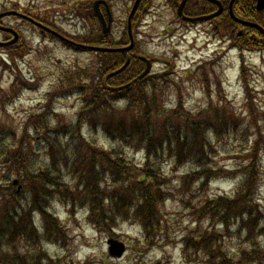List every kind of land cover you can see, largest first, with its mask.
Returning <instances> with one entry per match:
<instances>
[{
  "label": "rangeland",
  "instance_id": "374dc122",
  "mask_svg": "<svg viewBox=\"0 0 264 264\" xmlns=\"http://www.w3.org/2000/svg\"><path fill=\"white\" fill-rule=\"evenodd\" d=\"M85 1L0 0V13L10 10L23 13L28 10L31 13L36 12L37 18L43 19L50 26L53 25L51 27L73 40L74 35L81 37L96 34L97 27L100 28L97 18H82L83 11L78 8L85 5ZM94 1L90 0L92 5ZM151 1L153 10L143 17L138 29L142 50L149 59L155 58L156 64L153 69L155 72L168 67L169 75L172 72L170 70L172 66L166 62L169 59L176 60L177 72L175 76H168V80L173 79L177 86L167 87L166 94L160 97L158 108L161 114L155 117L153 126H157L160 120L163 121L174 114L172 109L175 106H183L180 110L184 116L187 113L191 116H203V114L208 115L206 111L213 105L215 109L210 112L209 119L213 120L223 113L225 107L227 112L236 109L240 120L234 121L250 127L248 132L250 135L245 139L243 135L229 134L220 139L212 129L213 131L209 130L207 133L211 149L206 148L204 156L203 152L196 150L195 154L200 157L191 158L190 162L183 166L176 164L174 160L162 161V171L168 181L165 187L171 196L161 207L162 227L155 238L146 239L134 215L130 220L125 219V211L121 207L116 212L121 216L116 225L108 226L106 231H100L88 221L85 209L72 213L68 205L61 202L62 200L51 198L49 211L64 227L66 237L59 242H44L43 249L62 264H82V262L85 264H153L158 260H161L162 264H210L206 262L203 252H199L196 245V247L192 245L189 251H184L183 248L184 237L191 232L198 235L199 226L203 225L199 215L200 203L207 198H214L225 193L231 194L234 189H237V177L234 173L248 179L252 178L253 170L246 168L249 166V159L253 155L252 149L256 142L259 143L258 155L262 157L264 164V147L259 140L261 133L264 135V124L261 122L257 126L250 117L245 83L240 78L242 59H245L248 79L257 93L253 96L256 97L254 105L256 109L258 107L259 115L257 111L254 115L259 118L264 113V52L246 53L242 58L236 49L222 54L220 47L218 46L217 49L213 45H210L207 50L199 51V47L202 48L203 43L210 39L208 37L210 35L205 30L209 26L200 25L188 30L183 29L176 20L175 9H172L170 5L166 6L164 0ZM62 2L71 4L69 6L73 10L63 7ZM75 2H77L75 7L78 11H75L72 5ZM133 2L134 0L108 1L114 17L111 34L115 37L126 30L127 18ZM0 25L15 28L21 34L22 41L21 45L18 42L11 46L13 49L0 47V148L12 144V139L17 138V149L31 155V159L27 161L31 169L36 171L45 165L60 169L59 173L53 174L59 176L62 182L69 183L72 186L71 189L75 191L83 178L84 169H81V165L88 158V149L83 144L79 145L77 140L73 141L76 136L71 123L76 120V115L83 106V100L86 98L85 86L93 84L92 77L98 72L101 57L95 51L80 48L78 44L66 43L53 38L47 32L42 33L38 27L16 16L3 18ZM5 40L4 34L0 31V43ZM75 42L83 44L76 40ZM219 54L224 57L221 58ZM204 59L215 60V63H208L199 69L203 63H206ZM96 83L97 80H95ZM177 87H180L181 92ZM207 87H210V94L207 93ZM115 106L118 109L124 108L125 102L119 101ZM95 115V123L100 128L104 119L101 114ZM117 116L122 118L120 114ZM260 118L262 119L261 116ZM182 119L184 118H180ZM45 123L46 128H44ZM63 123L68 124L70 128L66 129L65 125H61ZM212 124L217 129L221 122L215 120ZM56 125H61L60 137L57 140L52 139L56 153L51 158L48 141L43 139V136ZM83 133L87 138L94 140L99 149H104L110 154H122L137 164L140 169H130V172L125 174V176L130 175L131 181L136 185L135 180L146 170L144 155L137 149V142L141 138L135 139L133 135L132 138L128 137L126 141L121 142L120 135L117 134L115 137L114 134L108 138L101 129L88 131L84 128ZM21 140L22 143H20ZM28 141L30 146L34 147L32 152L28 151ZM21 144L24 148L19 147ZM16 155L20 156L18 151ZM76 158L80 164L72 161ZM194 163L202 167H213V179L217 180L212 181L208 187L189 182L193 181L189 177L184 180L194 167ZM22 168L20 165L19 169ZM8 172L14 173V168L11 166L7 168L5 164H0L2 194L6 193V187L13 180H17L19 182L15 188L23 189L20 193L21 198L30 199V195L25 192L28 189V183L24 184L16 174H8ZM94 179L91 177V180ZM150 184L153 186L155 181ZM191 187L192 189L188 190ZM259 188L257 200L264 215V180L261 186L259 184ZM64 195H66L65 192ZM78 197L87 201L88 191L82 196L79 194ZM257 216V214L253 217L249 216L247 222L250 225L255 224ZM31 222L34 227L36 226V230L44 225L41 217L36 214L35 217L32 216ZM224 233L225 252L231 258H238L237 254L240 250L250 248V243L245 241L244 236L240 238L237 236L239 233L236 236L232 230ZM37 234L40 235V233ZM110 238L123 241L127 245L126 252L120 260L112 258L108 252L107 241ZM252 240L253 238L250 242ZM38 242L39 239L36 237V244ZM254 243L264 246V236L258 237ZM40 244L42 245V242ZM24 248L25 244L20 242L19 249L27 252Z\"/></svg>",
  "mask_w": 264,
  "mask_h": 264
},
{
  "label": "trees",
  "instance_id": "16d2710c",
  "mask_svg": "<svg viewBox=\"0 0 264 264\" xmlns=\"http://www.w3.org/2000/svg\"><path fill=\"white\" fill-rule=\"evenodd\" d=\"M85 2L82 7H77L83 11L82 18H97L92 8V2L90 0ZM76 4L77 2L72 5L75 7ZM69 5L71 4L62 2L63 7L73 10ZM74 9L78 11L76 7ZM24 14L45 23L43 19L40 20L36 17V12L31 13L28 10ZM141 19L142 14L137 13V18L134 20ZM97 28L96 34L81 37L74 35L72 39L88 45L109 47H118L121 40L129 39L127 31L115 37L113 34L104 35L101 26ZM232 37L235 39L234 35ZM21 42L19 41L20 45ZM7 49H13V47H7ZM237 49L242 58L246 53L264 52L263 46L256 42L239 44ZM96 54L101 57L98 72L92 77L93 84L85 86L84 90L86 91H83L86 98L83 100V106L77 113L76 120L71 123V128L76 136L73 141L77 140L79 145L83 144L89 151V153L87 151V160L81 165V169H84L83 178L79 181L75 191L71 189L72 186L69 183L62 182L59 176L53 174L59 173L60 169H53L46 165L36 171L31 169L27 163L28 159H31V155H27L24 150L21 152L17 149V138L12 139V144L0 148V164H5L7 168L10 166L14 168L15 172H8V174H16L24 184L28 183V189L25 192L30 195V199L21 198L22 194L20 193L23 189L15 188L17 183H14V180L6 187V193L2 194L0 191V264H62L52 255L49 256L48 252L43 249L44 242H59L66 237L64 227L49 211L51 198L62 200L61 202L68 205L72 213L79 209H85L88 221L100 231H106L108 226L116 225L121 217L116 212L121 207L125 211V219L130 220L134 215L135 220L140 223L143 236L146 239L155 238L162 227L161 207L171 196L165 187L168 181L162 171V161L174 160L176 164L183 166L190 162L191 158L200 157L195 154L196 150H199L200 153L203 152L204 156L205 149H211L207 133L209 130L213 131L212 129L220 139L229 134L243 135L245 139L250 135L248 133L250 127L234 121L239 119L236 109L227 112L225 107L223 113L213 120L209 119L210 112L215 109L213 105L207 109L208 115L202 113L203 116L192 115L193 117L190 113L185 116L182 114L180 110L183 108L182 105L175 106L172 109L174 114L163 121L158 118L161 122L154 127L153 120L155 122V117L161 114L158 108L160 97L166 94L167 87L177 86L174 80L169 81L168 77L163 74L151 80L150 78L141 80L138 77L139 62L134 60L124 71L110 76L112 72L124 65L125 56L120 53L96 52ZM245 63V59H242L240 78L246 86L244 88L248 96L246 100H249V115L254 124L259 126L261 122L264 124V113L260 115L262 119L260 116L258 118L257 115H254L255 111L259 115L258 107L256 109L254 105L256 97L253 96L257 93L248 79ZM95 80H97L96 84ZM122 86L124 88L121 90L116 89V87ZM177 89L181 92L180 87ZM207 93H211L210 87H207ZM122 100L125 102V106L118 109L115 104ZM95 114H101L104 119L100 128L95 123ZM119 114L122 118L117 116ZM180 118L184 119L180 120ZM215 120L221 122L217 129L212 124ZM61 125H65L66 129L70 128L66 123ZM61 125H56L53 129L50 128L43 136V139L48 141L51 158L56 153L52 139L57 140L60 137L59 128ZM46 126L45 123L44 128ZM84 128L88 131L101 129L108 138L114 134L116 137L118 134L121 142L126 141L128 137L132 138L133 135L135 139L136 137L141 138L137 142V149L144 155L146 164L144 169L146 170L135 180L136 185L131 181V176H125V174L129 173L130 169H140L137 164L122 154H110L104 149H99L94 140L84 135ZM259 140L264 147L262 133ZM19 147L24 148L22 144ZM258 147L259 143L256 142L252 149L253 155L249 159V166L246 168L253 170L251 179L234 173L237 177V189H234L231 194L225 193L214 198H207L200 203L199 215L203 225L199 226L198 235L191 232L184 237L182 240L184 251H189L192 245H196L199 248L198 251L203 252L206 262L210 264H264V246L254 243L258 237L264 236V215L257 200L261 188H259V184L261 186L264 180V164L262 157L258 155ZM17 151L20 156L16 155ZM28 151H34V147L30 146V141H28ZM72 161L79 163L77 158ZM20 165L23 167L22 169H19ZM193 165L194 167L188 173L190 175L187 174L184 180L189 177L193 179L189 182L207 187L212 181L217 180L213 179V167H202L196 163ZM91 177L95 179L91 180ZM152 181H155L153 186L150 184ZM190 189L192 187L188 190ZM86 191H88L89 197L87 201L78 197L79 194L84 195ZM35 214L41 217L44 224L38 230L31 222L32 216L35 217ZM254 214L258 215L255 219L256 222L250 225L247 218L253 217ZM229 230H232L235 236L239 233L237 234L239 238L244 236L245 241L250 243L249 249L240 250L237 254L238 258H231L225 252L223 237H225L224 232ZM36 233H40V235H36ZM36 237L39 239L37 244ZM251 238L253 240L250 242ZM20 242L25 244L24 249L27 252L19 249ZM153 264H162V262L158 260Z\"/></svg>",
  "mask_w": 264,
  "mask_h": 264
},
{
  "label": "flooded vegetation",
  "instance_id": "af4514ba",
  "mask_svg": "<svg viewBox=\"0 0 264 264\" xmlns=\"http://www.w3.org/2000/svg\"><path fill=\"white\" fill-rule=\"evenodd\" d=\"M164 1L166 2V6L170 5L172 9H175L174 13L176 15V20L183 29L185 28L188 30L191 27H198L200 25L209 26V28L207 27L205 30H207V33L210 35L208 36L210 39L204 42L206 44L202 48L199 47V51L209 49L208 42L215 39H219L221 42H224L225 45L227 42H230L228 46L222 48V54L228 53L232 47L238 48L239 44H250V42L259 43L264 48V6L259 9L258 0H186L182 7L181 14L179 13V10L184 0ZM152 8L153 2L151 0H141L138 3L136 10L131 17L130 23L132 31L134 27L133 35L131 36L129 33V39L121 40L118 45V47H128L130 44H133V47L130 50L123 51L120 54L125 56V62L129 61V66L133 60L139 62L140 70L138 72V77L141 80H147L148 78L151 80L160 74H163L166 77L175 76V73H177L175 70L176 60L172 61L171 59L166 61L170 63L168 64L169 66H172V72L169 75L168 67L155 72L153 70L154 65L156 64L155 58L154 60L149 59L142 50L138 32L141 20L134 19L137 18V13H141L144 16L151 13L153 10ZM220 9L221 12L218 16L202 21L195 20L198 17H209L214 15ZM243 22L254 23L259 25L262 29L258 26L248 25ZM232 35L235 36V39H233ZM9 38H11L10 34H8L5 41H9ZM144 57L150 60L151 69L146 75L142 76L147 68V62L142 59ZM220 57L222 58L224 55H220ZM204 61L206 63H203L199 69H202L203 66L208 63H215V60L210 61V59H204Z\"/></svg>",
  "mask_w": 264,
  "mask_h": 264
},
{
  "label": "water",
  "instance_id": "95a60500",
  "mask_svg": "<svg viewBox=\"0 0 264 264\" xmlns=\"http://www.w3.org/2000/svg\"><path fill=\"white\" fill-rule=\"evenodd\" d=\"M139 2H140V0H137L136 1L135 5H134V8H133V10L131 12L130 18L132 17L133 13L135 12L136 7H137V5H138ZM185 2H186V0H184L183 3L180 6V10H179L180 11L179 12L180 14L182 13L181 10H182V7H183V5H184ZM102 4L105 5V7L107 9L108 21H106L103 13L101 11L100 6ZM263 6H264V0H258V7H259V9H261ZM94 11L98 15V17L100 18V21H101V23L103 25V31L105 33H108L110 31V27H111L112 19H113L110 6L104 0H97L94 3ZM220 12H221V9L216 14H214V15H211L209 17H198L195 20L202 21V20H205V19L213 18L215 16H218L220 14ZM10 14H15V15H18L20 17H23V18L27 19L28 21L34 23L35 25L43 28V30H46V31H48V32H50V33L58 36V37H61V38L63 37L62 35H60L56 31H54L53 29L45 26L43 23H41L39 21H36V20L32 19L31 17L26 16V15L20 13V12H17V11H12V12L4 13V14L0 15V18H2L3 16H6V15H10ZM130 18H129V25H130ZM243 23L248 24V25H252V26H258L256 24H253V23H250V22H243ZM0 27L3 30L8 31V32H11V33H13L15 35V38L13 39V41L10 42V44H14V43H16L18 41L19 34L14 29L5 28V27H2V26H0ZM129 29H130V35L132 36V32H131L130 26H129ZM83 46H85V45H83ZM132 47H133V44H131L130 46L125 47V48H112V47L107 48V47H101V46H90V48H92V49H94L96 51L110 52V53H112V52H123V51H126V50H130ZM142 59H144L147 62V68L144 71V73L142 74V76H144V75H146L150 71V69H151V62L148 59H146V58H142ZM125 67H126V65L123 68L119 69L118 71L113 72L110 76H114V75L118 74ZM108 244H109V252H110V255L111 256L118 257V258L122 257L123 253L125 252V245H124L123 242L118 241V240H115V239H110L108 241Z\"/></svg>",
  "mask_w": 264,
  "mask_h": 264
}]
</instances>
